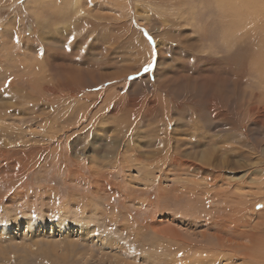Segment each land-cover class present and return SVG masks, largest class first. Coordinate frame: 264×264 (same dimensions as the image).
Returning <instances> with one entry per match:
<instances>
[{
    "label": "rangeland",
    "instance_id": "1",
    "mask_svg": "<svg viewBox=\"0 0 264 264\" xmlns=\"http://www.w3.org/2000/svg\"><path fill=\"white\" fill-rule=\"evenodd\" d=\"M163 1L0 0V264H264V0Z\"/></svg>",
    "mask_w": 264,
    "mask_h": 264
},
{
    "label": "bare ground",
    "instance_id": "2",
    "mask_svg": "<svg viewBox=\"0 0 264 264\" xmlns=\"http://www.w3.org/2000/svg\"><path fill=\"white\" fill-rule=\"evenodd\" d=\"M79 1V0H78ZM157 1V0H156ZM217 1V0H216ZM219 2H218V4L216 5V2H215V4H214V8L216 9V15L218 16V18L219 19H221V21H219V22H222V26H221V28H219L220 29V31L222 32V33H224V29H228V30H232V29H234L233 27H231L232 26V22H233V18H234V16H238L239 17V9L238 8H240L241 7V5H240V1L239 0H233V2L231 1V0H218ZM230 2H232V4L230 3ZM242 2V1H241ZM163 3H164V6H168L169 8L170 7H180V6H182V2H181V0H165V1H163ZM214 3V2H213ZM75 4H77V3H75ZM185 4V3H184ZM186 5V4H185ZM212 5V4H211ZM157 6V5H156ZM206 6V5H205ZM229 6V7H228ZM72 8L73 9H75V10H77V6H73L72 5ZM206 8V7H205ZM224 8V10L225 9H227V10H230V8L232 9L231 10V12L229 13V12H224L222 9ZM157 9V8H156ZM159 9H162V8H159ZM214 9V10H215ZM72 10V9H71ZM165 10H166V8H165ZM180 9H176V10H174L173 12H172V14L173 13H175L176 14V16H177V18H181L182 17V12H180V11H182V10H180ZM204 10H206V9H204ZM213 10V9H212ZM74 11V10H73ZM131 11V10H130ZM209 11H210V9H209ZM62 13H63V11H62ZM224 13H227L228 15L230 14V18L227 20L226 18H227V16H226V18H225V14ZM163 15V14H162ZM162 15H161V17H162ZM248 15V14H247ZM199 16V15H198ZM245 16V15H244ZM160 17V16H159ZM160 17V18H161ZM164 18H166L165 16H163ZM135 18V17H134ZM248 18V17H247ZM244 19V18H243ZM166 20V19H165ZM168 20L171 22V24H170V28H171V30L173 29H178V28H180V27H182V25L180 24V21L178 20V19H176V18H171V17H169L168 18ZM227 20V21H226ZM162 21H163V18H162ZM246 21H248V20H246ZM38 23V27H39V29L41 28V24L39 23V22H37ZM133 21H130L127 25H126V27L128 26V27H133ZM62 24V23H61ZM67 24V23H66ZM71 24V23H70ZM69 24V25H70ZM148 25V24H147ZM198 25V24H197ZM67 27H68V24L66 25ZM196 26V25H195ZM197 27V26H196ZM151 28V27H150ZM198 28V27H197ZM202 28V27H201ZM201 28H199V29H201ZM205 28V27H204ZM132 29V28H131ZM161 29V28H160ZM159 29V30H160ZM180 30H181V28H180ZM197 30V29H196ZM198 31V30H197ZM235 31H237L239 34L238 35H236V36H234V35H230V36H228V39H229V41L231 42V45L233 44H236L237 45V42H239V41H241L242 40V38L241 37H243V34H241L239 31H240V29L238 30V29H235ZM241 31H243V27H242V30ZM160 32V31H159ZM162 32V31H161ZM40 33V32H39ZM184 33V32H183ZM137 34V33H136ZM155 34V33H154ZM162 34H163V32H162ZM31 35V34H30ZM161 35V34H160ZM218 35H219V31H218ZM224 35H225V33H224ZM163 36V35H162ZM161 36V37H162ZM197 36V35H196ZM199 36V35H198ZM217 36V35H216ZM140 37V36H139ZM157 37V36H156ZM158 37H159V35H158ZM193 38H195V37H193ZM207 38V35L206 36H204V40ZM164 39V38H163ZM200 39V38H199ZM259 39V38H258ZM257 39V40H258ZM158 40V39H157ZM165 40V39H164ZM257 40H253L252 42H247V44H249L250 43V45H254V42L255 41H257ZM260 40V39H259ZM137 41L138 42H135V44H134V46H133V50H134V53L135 54H137L136 56H137V59H139L138 57H140V59H143V57L142 56H145L144 54H143V48L141 47V44H140V40L139 39H137ZM160 41V40H159ZM162 41V40H161ZM168 41V40H167ZM191 41V40H190ZM194 41V40H193ZM198 41V40H197ZM243 41V40H242ZM46 42V41H45ZM196 42V41H195ZM210 42V41H209ZM216 42H218V41H216ZM170 43H171V41H170ZM173 43V42H172ZM148 44V43H147ZM163 44V43H162ZM176 44V43H175ZM228 44V43H227ZM261 44V43H260ZM179 45V44H178ZM243 45V44H242ZM262 45V44H261ZM140 47V49L138 48V47ZM170 46V45H169ZM230 46V45H229ZM168 47V46H167ZM198 47V46H197ZM218 47V46H217ZM235 47V46H234ZM233 47V48H234ZM239 47V46H238ZM261 47V46H260ZM170 48V47H169ZM230 48H232V46H230ZM236 48V47H235ZM45 50V49H44ZM237 50V49H236ZM142 51V52H141ZM166 51H168V50H165V52ZM171 51V50H170ZM47 52V51H46ZM49 52V51H48ZM210 52V51H209ZM208 52V53H209ZM216 52V51H215ZM264 52V51H263ZM54 53V52H53ZM207 53V54H208ZM223 53V52H222ZM161 54H165V53H162L161 52ZM160 54V55H161ZM229 54H230V52H229ZM199 55V54H198ZM219 55V54H218ZM158 56V55H157ZM200 56H201V54H200ZM205 56V55H204ZM227 56V55H226ZM233 56V55H232ZM224 57V56H223ZM164 58V57H163ZM153 59V58H152ZM49 60H51V59H49ZM145 60V59H144ZM259 60V59H258ZM264 60V59H263ZM45 61H47L46 59H45ZM203 61V60H202ZM260 61V60H259ZM159 62V61H158ZM256 62H257V59H256ZM51 63V62H50ZM47 64H49V63H47ZM140 64V63H139ZM254 64V63H253ZM262 64V63H261ZM45 65V64H44ZM43 65V66H44ZM46 66V65H45ZM259 66V65H258ZM142 66H141V64H140V66H139V68L138 69H140ZM255 69V68H254ZM53 70V69H52ZM65 70V69H64ZM63 71V70H62ZM68 71H70L69 69H68ZM78 71H80V70H78ZM54 72V71H53ZM58 73H60V72H58ZM79 73V72H78ZM62 74V73H61ZM67 74V73H66ZM69 74V73H68ZM74 74H76L75 72H74ZM132 74V73H131ZM64 75V74H63ZM71 75L72 76H70V77H74V79H76V76L75 75H73L72 74V72H71ZM134 75V74H133ZM38 76V75H37ZM57 76V75H56ZM55 76V77H56ZM36 77V76H35ZM60 77V76H59ZM158 77V76H157ZM46 78V77H45ZM56 78H58V76L56 77ZM61 78V77H60ZM78 78V77H77ZM66 79H68V76H67V78ZM80 80V79H79ZM57 81V80H56ZM55 81V82H56ZM59 83H61V79H59ZM64 81V80H63ZM62 81V83H64ZM70 81V80H69ZM76 81V80H75ZM197 81V80H196ZM82 83H84V82H82ZM129 83V82H128ZM156 83V82H155ZM197 83H199V82H197ZM67 84V83H66ZM69 84H70V82H69ZM76 84V83H75ZM154 84V83H153ZM194 85H195V83H193ZM192 83H191V85H193ZM43 85H45V84H43ZM79 85H80V82H79ZM193 85V86H194ZM198 85V84H197ZM230 85V84H229ZM48 86H50V85H47V87ZM66 85L64 84H59L58 85V87H56V90H57V93H58V95H57V93H56V95L54 94V90H55V88L54 87H48V88H46V90L51 94V95H53V96H57V97H61V92H65L68 88L67 87H65ZM80 86H82V85H80ZM129 86V85H128ZM45 87V86H44ZM43 87V88H44ZM74 87V86H73ZM190 87V86H189ZM84 88V87H83ZM191 88V87H190ZM189 88V89H190ZM201 88V87H200ZM75 89V88H74ZM80 89V88H79ZM82 89V88H81ZM202 89V88H201ZM262 89H263V87H262ZM71 90V89H70ZM84 90V89H83ZM161 90V89H160ZM167 90V89H166ZM171 90V89H170ZM192 91H194V90H192ZM144 92V91H143ZM146 92V91H145ZM144 92V93H145ZM148 92V91H147ZM173 92V91H172ZM178 92V91H177ZM199 92V91H198ZM211 92V91H210ZM167 93V92H166ZM200 93V92H199ZM198 93V94H199ZM213 93V92H212ZM258 93V92H257ZM72 94V93H71ZM74 94V93H73ZM140 94V93H139ZM149 94H151V93H149ZM211 94V93H210ZM209 94V95H210ZM208 95V96H209ZM216 95H218V94H216ZM220 95V94H219ZM142 96V93L140 94V96L139 97H141ZM143 96H145V95H143ZM188 97H189V95H187ZM255 96V95H254ZM150 97H151V95H150ZM260 97V96H259ZM263 96H261V98H262ZM148 98V97H147ZM153 98V97H152ZM180 98V97H179ZM181 98H183V97H181ZM191 98H192V95H191ZM202 98H203V96H202ZM206 98V97H205ZM204 98V99H205ZM208 98V97H207ZM220 98V97H219ZM254 98H257V97H254ZM140 99V98H139ZM151 98H148V99H144L143 98V100L142 101H140L142 104H143V107L145 108V110H149V111H147V112H145L144 110V112H145V114L146 115H151V113H149L150 112V110H151V112H152V107H154L155 105H154V103H156L154 100H150ZM210 99V98H209ZM213 99V98H212ZM77 100V99H76ZM193 100V99H192ZM218 100V99H217ZM253 100V99H252ZM257 100H259V99H257ZM128 101H129V99H128ZM174 101V100H173ZM178 101V100H177ZM123 107H121L120 109H117V111H114V114H122V113H126L125 115L127 116V115H130L131 116V112L132 111H134L135 112V114L137 113L136 111H139L138 109L139 108H137L136 107V109L135 108H133V110H132V108L129 106V105H131L130 103H128V106H126V100L125 99H123ZM139 102V103H140ZM160 102V101H159ZM226 102H227V100H226ZM260 102H261V100H260ZM263 102V101H262ZM261 102V103H262ZM164 103V102H163ZM166 103L167 104H169V102H167L166 101ZM184 102H182V103H174L172 106H171V108H174V109H177V110H182L183 109V107L186 105V104H183ZM223 103H224V101H223ZM230 103V102H229ZM228 103V105L229 106H231V103L229 104ZM254 103V102H253ZM158 104V103H157ZM159 104H161V102L159 103ZM171 104V103H170ZM213 104V103H212ZM233 104H235V103H233ZM154 105V106H153ZM165 105V104H164ZM198 106H199V104H197ZM206 105H207V103H206ZM205 105V106H206ZM209 105V104H208ZM223 105V104H222ZM221 105V106H222ZM227 105V106H228ZM236 105V104H235ZM197 106V107H198ZM201 106V105H200ZM220 106V105H219ZM157 107H159V105L157 106ZM196 107V108H197ZM223 107V106H222ZM213 108V107H212ZM231 108V107H230ZM229 108V109H230ZM262 108V107H261ZM157 109V108H156ZM188 109V108H187ZM193 109V108H192ZM199 109H201V108H199ZM198 109V110H199ZM225 109H227V107H225ZM233 109V108H232ZM257 109V108H256ZM255 109V104H253V106H252V111H254V110H256ZM142 110V109H141ZM161 110H164L165 111V108L164 109H162L161 108ZM191 110V109H190ZM190 110H188V111H190ZM203 110H206V109H203ZM246 110H247V108H246ZM169 111V110H168ZM185 111V110H184ZM208 111V110H207ZM258 111L259 110H257V113H258ZM260 111H262V110H260ZM170 112H172V111H170ZM169 112V113H170ZM177 112V111H176ZM234 112H236V111H234ZM238 112H240V111H238ZM238 112H236V114H238ZM263 112V111H262ZM141 113V112H140ZM159 113V112H158ZM168 113V112H167ZM205 113V112H204ZM255 113V112H254ZM139 114V113H138ZM144 114V113H143ZM157 114V113H156ZM160 114V113H159ZM208 114V113H207ZM211 114V113H210ZM217 114V117L216 118H220V119H223V117L225 118L226 117V115H224L222 112H220V113H216ZM162 115H163V112H162ZM167 115V114H166ZM240 115L242 116V117H244L243 116V114H241L240 113ZM247 115V114H246ZM250 115V114H249ZM129 116V117H130ZM133 116V115H132ZM181 116V115H180ZM241 116H240V118H241ZM255 116V114H253V112H252V115H250V117L249 118H253ZM264 116V113H262V114H260V116L258 117V118H260V121H262V119L264 118L263 117ZM141 117H142V114H141ZM144 117V116H143ZM148 117V116H147ZM153 117V116H152ZM232 117V116H231ZM239 117V116H238ZM248 117V116H247ZM256 117V116H255ZM255 117H254V119H255ZM140 118V117H139ZM139 118H137V120L139 119ZM150 118V117H149ZM182 118V117H181ZM240 118H239V120H240ZM121 119V118H120ZM143 119V118H142ZM145 119V118H144ZM143 119V120H144ZM236 119V118H235ZM137 120H136V122H137ZM151 120H153V119H150V121ZM256 120V119H255ZM140 121V120H139ZM147 121H149V120H147ZM155 122H157V120H154ZM232 121V120H231ZM257 121V120H256ZM255 121V122H256ZM143 122V121H142ZM154 122V123H155ZM259 122V120L257 121V123ZM147 123H149V122H147ZM180 123V122H179ZM233 124H234V122H232ZM240 123V122H239ZM239 123H237V124H239ZM261 124L263 123L264 124V122H260ZM105 124V123H104ZM137 124V123H136ZM142 124V123H141ZM150 124V123H149ZM148 124V125H149ZM236 124V123H235ZM259 124V123H258ZM155 125V124H154ZM181 125V124H180ZM139 126V125H138ZM176 126H179V125H176ZM182 126V125H181ZM262 126V125H261ZM196 127V126H195ZM227 127V126H226ZM235 127V126H234ZM251 127V126H250ZM228 128H233V126H231V127H228ZM180 129V128H179ZM186 129V128H185ZM184 129V131H186ZM124 130V129H123ZM136 130V129H135ZM138 130V129H137ZM136 130V131H137ZM197 130V129H196ZM228 130V129H227ZM131 131V130H130ZM140 131V130H139ZM143 131V130H142ZM145 131V130H144ZM194 131V130H193ZM230 131V130H229ZM232 131V130H231ZM195 132H198V130L197 131H195ZM228 132V131H227ZM233 132V131H232ZM133 135V134H132ZM232 135L233 134H230V136L232 137ZM172 136V135H171ZM224 136H226V135H224ZM177 137V136H176ZM120 138H122V137H120V136H117L116 138H115V140L116 141H119L120 140ZM146 139V138H145ZM199 139V138H198ZM236 139V138H235ZM174 140V139H173ZM223 140H224V138H223ZM233 140V139H232ZM217 141H219V140H217ZM179 143V142H178ZM176 145H177V142H176ZM223 146V145H222ZM251 146V145H250ZM114 147H116V146H114ZM252 147V146H251ZM253 148V147H252ZM116 149L117 148H115L114 149V151H113V153H108L107 154V156L108 157H115V156H119L120 154H116ZM183 149V148H182ZM214 149V148H213ZM226 149V148H225ZM138 150H140V149H138ZM177 150V149H176ZM223 150H224V148H223ZM227 150H228V148H227ZM194 151V150H193ZM226 151V150H225ZM159 152V151H158ZM176 152V151H175ZM152 153H154V152H152ZM170 153H171V151H170ZM174 153V152H173ZM178 153H180V152H178ZM209 153V152H208ZM207 153V154H208ZM224 153V152H223ZM160 154H162V153H160ZM195 154V153H194ZM204 154V153H203ZM217 155V154H216ZM215 155V156H216ZM220 155V154H219ZM227 156L229 155V154H226ZM225 155V156H226ZM159 156V155H158ZM224 155H223V157H225ZM218 157V156H217ZM222 157V155L220 156V158ZM228 157H230V155L228 156ZM159 158H160V156H159ZM185 158V157H184ZM226 158V157H225ZM161 159V158H160ZM192 159V158H191ZM194 159V158H193ZM198 159V158H197ZM224 159V158H223ZM230 159V158H229ZM228 159V160H229ZM235 159V158H234ZM234 159L232 160V161H234ZM121 160V159H120ZM126 160V159H125ZM205 160V159H204ZM208 160V159H207ZM217 160V159H216ZM222 160V159H221ZM169 161H171V164L172 165H174V166H178L179 168H190V169H193L194 170V168H196V165H191L190 167H186L187 166V163H184V162H181L180 161V154H172L170 157H169ZM197 161H199V160H197ZM218 161V160H217ZM217 161H215L216 163H217ZM220 161V160H219ZM188 162V161H187ZM190 162H192V161H190ZM195 162V161H194ZM200 162H201V160H200ZM227 162H229V161H227ZM202 163V162H201ZM203 163H205V161L203 162ZM211 162H209V164H210ZM220 163V162H219ZM218 163V164H219ZM223 163V162H222ZM191 164V163H190ZM207 164V163H206ZM229 164V163H228ZM199 166V165H198ZM197 166V167H198ZM219 167V166H218ZM177 168V167H176ZM199 168V167H198ZM213 168V167H212ZM202 169V168H201ZM224 169V168H223ZM259 182V181H258ZM253 184V183H252ZM239 203V202H238ZM244 206V205H243ZM244 208V207H243ZM240 214H241V212H239ZM240 214H238V215H240ZM243 215V214H242ZM237 216V215H236ZM241 217V216H240ZM236 219V221H240V219L241 218H239V217H236L235 218ZM217 220V219H216ZM215 220V222H217V223H222L223 224V218H218V221H216ZM215 222H214V224H215ZM158 230V229H157ZM167 233V232H166ZM176 236V235H175ZM217 238H220V236H218L217 235ZM252 243H255V241L257 242V244L259 245L260 243H262L261 241H259L258 240V238L255 236V235H252L251 236V240H250ZM219 243L222 245V242L221 241H219ZM230 246V245H229ZM228 246V247H229ZM223 247V246H222ZM259 247H260V245H259ZM259 247H258V249H259ZM264 249V246L263 245H261V250H263ZM219 249V248H218ZM249 249V248H248ZM225 250V249H224ZM253 250V249H252ZM251 255H252V252L250 253V258H251V260L254 262L255 261V257H251Z\"/></svg>",
    "mask_w": 264,
    "mask_h": 264
},
{
    "label": "snow or ice",
    "instance_id": "3",
    "mask_svg": "<svg viewBox=\"0 0 264 264\" xmlns=\"http://www.w3.org/2000/svg\"><path fill=\"white\" fill-rule=\"evenodd\" d=\"M152 67H153V65H152V64H149V65L147 66V68H145V71H149V70H151ZM262 207H264V206H262Z\"/></svg>",
    "mask_w": 264,
    "mask_h": 264
}]
</instances>
